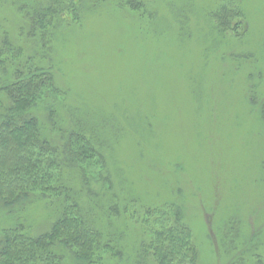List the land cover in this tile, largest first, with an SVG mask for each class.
I'll use <instances>...</instances> for the list:
<instances>
[{
    "label": "rangeland",
    "instance_id": "1",
    "mask_svg": "<svg viewBox=\"0 0 264 264\" xmlns=\"http://www.w3.org/2000/svg\"><path fill=\"white\" fill-rule=\"evenodd\" d=\"M221 3L243 11L233 29L218 28ZM148 8L88 3L80 23L56 33L50 57L35 54L52 61L65 105L97 121L108 149L124 255L103 264H139L131 198L139 210L180 202L199 264H264V0H149ZM1 9L0 23L12 13ZM41 202L28 211L38 225Z\"/></svg>",
    "mask_w": 264,
    "mask_h": 264
},
{
    "label": "trees",
    "instance_id": "2",
    "mask_svg": "<svg viewBox=\"0 0 264 264\" xmlns=\"http://www.w3.org/2000/svg\"><path fill=\"white\" fill-rule=\"evenodd\" d=\"M104 1L109 0L0 3L12 12L0 23V220L9 219L0 226V264H67L70 259L73 264H103L124 255V231L113 225L121 199L113 189L99 125L65 105L68 89L58 84L52 61L45 66L37 60L50 57L56 33L80 23L88 3ZM116 1L142 15L150 11L149 0ZM242 14L221 3L214 17L225 31ZM10 17L14 31L28 38L32 54L6 28ZM131 199L130 222L140 229L139 264H199L180 202L139 210ZM41 201L46 218L38 225L28 211ZM98 211L108 224L98 223Z\"/></svg>",
    "mask_w": 264,
    "mask_h": 264
}]
</instances>
